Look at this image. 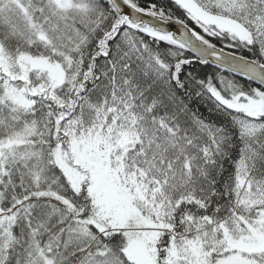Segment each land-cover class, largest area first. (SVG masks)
Instances as JSON below:
<instances>
[{
  "label": "snow or ice",
  "instance_id": "1",
  "mask_svg": "<svg viewBox=\"0 0 264 264\" xmlns=\"http://www.w3.org/2000/svg\"><path fill=\"white\" fill-rule=\"evenodd\" d=\"M0 264H264V0H0Z\"/></svg>",
  "mask_w": 264,
  "mask_h": 264
}]
</instances>
